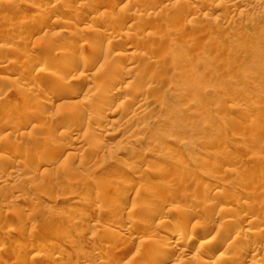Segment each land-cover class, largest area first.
Returning a JSON list of instances; mask_svg holds the SVG:
<instances>
[{
    "label": "rangeland",
    "instance_id": "rangeland-1",
    "mask_svg": "<svg viewBox=\"0 0 264 264\" xmlns=\"http://www.w3.org/2000/svg\"><path fill=\"white\" fill-rule=\"evenodd\" d=\"M263 167L264 0H0V264H264Z\"/></svg>",
    "mask_w": 264,
    "mask_h": 264
},
{
    "label": "bare ground",
    "instance_id": "bare-ground-1",
    "mask_svg": "<svg viewBox=\"0 0 264 264\" xmlns=\"http://www.w3.org/2000/svg\"><path fill=\"white\" fill-rule=\"evenodd\" d=\"M70 2V1H69ZM128 27V29H130L131 30V28H130V26H127ZM133 29V28H132ZM109 44H110V42H109ZM123 44V43H122ZM119 53V52H118ZM118 55V54H117ZM87 55H82V62H87L88 63V61L89 62H94L96 59H93V57H92V59H91V56L89 57V55L86 57ZM118 56H120V55H118ZM117 56V57H118ZM95 57V56H94ZM123 58V57H122ZM115 59H116V57H115ZM78 60V59H77ZM76 61V60H75ZM81 62V63H82ZM92 63H91V65H92ZM79 64H80V61L78 62V61H76L70 68H68V69H63L64 71L66 70V72L67 73H69V74H73V77L75 76L74 75V72L75 71H77L78 70V68H79ZM85 66H87V65H85ZM60 67V66H59ZM128 68V67H127ZM131 68V67H130ZM57 69V68H56ZM61 69V68H60ZM62 70V69H61ZM115 70V69H114ZM113 70V71H114ZM130 70V69H129ZM116 71V70H115ZM128 71V70H127ZM118 72V71H117ZM56 73H57V70H56ZM61 74H63V72L61 71L60 72ZM119 73V72H118ZM31 73H29L28 74V78L32 75H30ZM90 74V73H89ZM115 74L116 75H118L116 72H115ZM80 75V74H79ZM78 75V76H79ZM60 76V75H59ZM63 76H65V75H63ZM62 76V77H63ZM78 76H76V78H78ZM27 77V76H26ZM116 77H118V76H116ZM115 76H112V78L110 77H108L107 79H104V82H103V84H102V87H101V89L99 90V88H98V90H99V95H98V99L99 98H101V102H104V100H109V99H111V102H110V104L111 103H113L112 101L114 100H112V98H117L120 94L121 95H123L122 93L123 92H125V89H127V88H123V86H122V82L124 81V80H121V79H123V78H121V79H117ZM31 78H32V76H31ZM31 78H29V79H31ZM70 78H71V76H70ZM69 78V79H70ZM84 78V77H83ZM27 79V78H26ZM25 79V80H26ZM72 79V78H71ZM80 79V78H79ZM84 79H86V78H84ZM62 80V79H61ZM29 81V80H28ZM68 81V80H67ZM70 81V80H69ZM72 82V81H71ZM93 82V81H92ZM66 83V82H65ZM73 83V82H72ZM124 83V82H123ZM91 84V83H90ZM128 84V83H127ZM66 85H69V84H66ZM90 87V88H89ZM88 87V89H90V91H92V89L93 88H97V87H95V85L94 86H89ZM125 87V86H124ZM79 88V87H78ZM73 89H75V88H73ZM85 90V91H88V92H90L89 90ZM97 90V89H96ZM78 91V90H77ZM84 91V92H85ZM86 95L88 94L87 92L85 93ZM100 100V99H99ZM108 100L107 101H105L104 103H108ZM124 100V99H123ZM123 100H121V101H123ZM100 102V101H99ZM109 104V105H110ZM100 105V104H99ZM108 105V106H109ZM110 106H112V104L110 105ZM111 108V107H110ZM104 108L102 107V109H101V112H103L104 110H103ZM98 111V110H97ZM104 113V112H103ZM103 113L101 114V115H103ZM97 114H100V111H98L97 113H96V115ZM99 116V115H98ZM100 117H102V116H100ZM264 168V167H263ZM263 168L261 169V168H258V169H256V172L255 173H257V174H264V172H263ZM214 187V184H208L207 185V189H212ZM214 189V188H213ZM242 203V202H241ZM212 205H214V204H212ZM123 207V206H122ZM158 209H160V208H158ZM216 209H217V213L218 214H223L224 213V207H222L221 205H219V206H216ZM227 211V210H226ZM188 218V217H187ZM238 219V218H237ZM93 221H94V219H92ZM96 220V219H95ZM228 220V219H227ZM236 219H232V221H231V223L233 222V221H235ZM238 221V220H237ZM229 222H230V219H229ZM236 222V221H235ZM234 223V222H233ZM94 224V223H93ZM218 224H222V223H218ZM92 226V225H91ZM229 226V225H228ZM227 226V227H228ZM222 226H220V225H217V224H215V223H211V222H209L205 227H204V229H203V231H200V233L199 234H201V237H205V236H208V235H211V233H212V231L213 230H219L220 228H221ZM225 228V227H224ZM154 229V228H153ZM153 231V230H152ZM224 231V230H223ZM230 231V230H229ZM154 232H157V230H155ZM231 232V231H230ZM228 233V232H227ZM184 239V238H183ZM190 239H192V238H190ZM162 240H163V242H165L166 240H168V237H166V236H162ZM161 240V241H162ZM180 242V241H179ZM207 242V241H206ZM205 242V243H206ZM41 243V241L39 240L38 241V245ZM178 243V242H177ZM186 246V245H185ZM216 247V246H215ZM187 246L186 247H184L183 249H180L181 251H179V252H184V251H186L187 249ZM226 249V248H225ZM241 252V251H240ZM173 254V253H172ZM177 256V255H176ZM243 258H241L240 259V257H239V259L238 260H235L234 261V264H243V261H245L244 259L242 260ZM247 259V258H246ZM233 263V262H232Z\"/></svg>",
    "mask_w": 264,
    "mask_h": 264
}]
</instances>
